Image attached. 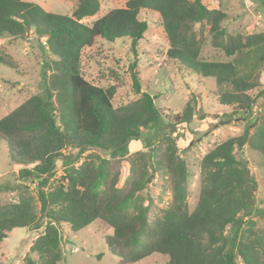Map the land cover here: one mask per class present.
<instances>
[{
    "label": "trees",
    "instance_id": "16d2710c",
    "mask_svg": "<svg viewBox=\"0 0 264 264\" xmlns=\"http://www.w3.org/2000/svg\"><path fill=\"white\" fill-rule=\"evenodd\" d=\"M255 2L264 13V0ZM99 10V0H77L69 15L30 1L0 0V39L31 33L46 54L42 93L0 118V141L19 167L16 185L1 186L14 191L17 200L0 203V242L14 228L42 230L29 249L36 259L28 255L22 264H66L61 225L76 233L99 221L111 230L104 242L118 264L152 255L165 257L166 264H264V228L254 220L264 217V199L254 208L257 183L239 158L249 147L261 156L256 167L264 171V110L246 120L240 135L201 158L198 197L189 210V171L175 133L197 115V97L165 122L156 96L142 91L135 63L130 67L134 99L116 105V84H94L80 72L82 51L97 40H128L136 54L148 28L140 15L155 14L177 73L214 80L211 95L228 109L216 129L245 120L264 96V32H227L226 13L202 0H127L89 25L82 22ZM207 42L227 60L203 59ZM0 65L17 69L1 48ZM137 141L145 151L131 154ZM58 161L62 174L56 178ZM156 177L167 184L171 198L151 214L149 190Z\"/></svg>",
    "mask_w": 264,
    "mask_h": 264
},
{
    "label": "rangeland",
    "instance_id": "374dc122",
    "mask_svg": "<svg viewBox=\"0 0 264 264\" xmlns=\"http://www.w3.org/2000/svg\"><path fill=\"white\" fill-rule=\"evenodd\" d=\"M25 1L34 2L47 12L63 15L71 14L77 3V0ZM126 1L99 0V12L93 17L83 19L82 22L89 25L109 10L124 7ZM202 2L208 8H218L226 13L227 19L222 26L227 32H264V13L257 8L255 0H202ZM140 18L146 20L148 28L138 43L136 54L131 52L128 40H118L114 43L97 40L91 48L82 51L80 72L91 83L116 84L118 86L114 99L116 105L120 101L134 99L130 67L135 63L134 72L142 91L156 96L155 105L162 111L165 122L179 114L192 96L197 97V107L198 102L201 105L200 110L197 109V115L189 125L180 126L175 133L178 152L188 166L187 204L189 210H192L199 192L201 158L215 145L240 135L247 121L253 120L264 110V96L257 101L251 115L245 120L233 121L227 126L214 129L221 117L228 112V109L219 106L211 95L214 80L180 76L166 56L168 43L159 17L152 13H141ZM0 48L17 64L16 70L0 65V118H2L29 96L42 93L41 65L46 54L40 51L36 38L31 33L22 39L6 36L0 39ZM201 57L210 61L227 60L220 51L211 48L208 42L202 48ZM261 84L264 88V69ZM202 112L205 114L204 118L199 119L198 114ZM137 151H145L142 141L130 145L131 154ZM239 153V158L247 163L250 174L257 183L254 208L259 207L260 199H264V171L257 169L256 163L261 156L247 146ZM18 169L19 167L12 164L8 158L7 145L0 141V203L17 200L14 191L4 192L1 186L6 182L16 185ZM61 174V162L58 161L55 177L58 178ZM125 176L126 172L122 169L121 178ZM149 196L152 200L151 214H157L159 209L169 203L171 192L164 180L156 177L150 186ZM38 206L36 204V210ZM254 220L258 227L264 228V217L254 216ZM41 231L26 227L12 229L8 237L0 242V264H22L28 255L36 259L35 254L30 253L29 249ZM61 234L66 264H118V259L109 253L105 245L104 238L111 234V230L103 223L92 222L76 233L62 224ZM136 264H166V258L152 255Z\"/></svg>",
    "mask_w": 264,
    "mask_h": 264
}]
</instances>
